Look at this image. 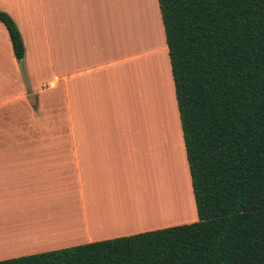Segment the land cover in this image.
<instances>
[{
    "label": "crops",
    "instance_id": "obj_1",
    "mask_svg": "<svg viewBox=\"0 0 264 264\" xmlns=\"http://www.w3.org/2000/svg\"><path fill=\"white\" fill-rule=\"evenodd\" d=\"M0 11L24 50L20 67L0 23V260L191 219L157 122L168 92L180 129L156 0H0Z\"/></svg>",
    "mask_w": 264,
    "mask_h": 264
},
{
    "label": "trees",
    "instance_id": "obj_2",
    "mask_svg": "<svg viewBox=\"0 0 264 264\" xmlns=\"http://www.w3.org/2000/svg\"><path fill=\"white\" fill-rule=\"evenodd\" d=\"M156 3L196 221L0 264H264V0Z\"/></svg>",
    "mask_w": 264,
    "mask_h": 264
},
{
    "label": "rangeland",
    "instance_id": "obj_3",
    "mask_svg": "<svg viewBox=\"0 0 264 264\" xmlns=\"http://www.w3.org/2000/svg\"><path fill=\"white\" fill-rule=\"evenodd\" d=\"M156 111H157L158 116H160V119H157V122L161 121L160 123H158L159 127H160V132L165 133L167 139L172 140V142H174V150H173L174 153H172L173 156L171 158V160H172L171 164H173V161H176L175 160V157H176V159H178V162L182 166V169H183L182 171L184 172L186 183H187L189 207L191 209V214H190V211H189V213H186V216L191 215V219L189 218L185 221H173V223H170V224H172V226H177V225H185V224L194 223L196 221V217H195L194 205H193V201H192V195L190 192V182H189L188 172H187V168H186V162L184 159V155L182 153L183 148H182V141L180 138V131H179L180 129L178 128V124L175 121V117H174L175 107L173 105V100L171 99V97L169 98V96H168V92H167V99L165 97V101H162V103H160V106L158 107V110H156ZM163 118H164V120H163ZM157 155H158V158L161 160V157L159 156V154H157ZM168 155H169V152H168V150H166V161L165 162L167 163V166H169V164H170V162H169L170 158ZM173 167L174 166L172 165V168ZM168 172H169V169L166 170L167 176H168ZM155 178L156 179L159 178L158 173H155ZM126 191H130V189L127 188ZM136 191L137 190H135L134 192H136ZM4 208L6 210L7 206L3 207L1 210H3Z\"/></svg>",
    "mask_w": 264,
    "mask_h": 264
}]
</instances>
